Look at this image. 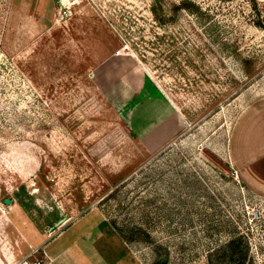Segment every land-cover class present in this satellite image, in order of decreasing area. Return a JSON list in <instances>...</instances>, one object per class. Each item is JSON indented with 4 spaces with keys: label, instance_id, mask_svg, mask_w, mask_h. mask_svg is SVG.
Returning a JSON list of instances; mask_svg holds the SVG:
<instances>
[{
    "label": "rangeland",
    "instance_id": "1",
    "mask_svg": "<svg viewBox=\"0 0 264 264\" xmlns=\"http://www.w3.org/2000/svg\"><path fill=\"white\" fill-rule=\"evenodd\" d=\"M95 210L141 264H264V0H0V264Z\"/></svg>",
    "mask_w": 264,
    "mask_h": 264
},
{
    "label": "crops",
    "instance_id": "2",
    "mask_svg": "<svg viewBox=\"0 0 264 264\" xmlns=\"http://www.w3.org/2000/svg\"><path fill=\"white\" fill-rule=\"evenodd\" d=\"M63 225H66L63 230L46 240L43 246L45 264H141L136 248L102 212L88 211ZM74 226L76 234L66 236Z\"/></svg>",
    "mask_w": 264,
    "mask_h": 264
},
{
    "label": "water",
    "instance_id": "3",
    "mask_svg": "<svg viewBox=\"0 0 264 264\" xmlns=\"http://www.w3.org/2000/svg\"><path fill=\"white\" fill-rule=\"evenodd\" d=\"M4 201H5L6 203H12V202H13V199L10 198V197H6V198L4 199ZM65 221H66V217L61 218V219H60L59 221H57L53 226L50 227V230L52 231V230L55 229V227H58V226L63 225V224L65 223Z\"/></svg>",
    "mask_w": 264,
    "mask_h": 264
},
{
    "label": "trees",
    "instance_id": "4",
    "mask_svg": "<svg viewBox=\"0 0 264 264\" xmlns=\"http://www.w3.org/2000/svg\"><path fill=\"white\" fill-rule=\"evenodd\" d=\"M153 11H154V12H157V8H156L155 6L153 7ZM124 236H125V235H124ZM234 240H235V239H234ZM234 240H233L232 242H234Z\"/></svg>",
    "mask_w": 264,
    "mask_h": 264
}]
</instances>
